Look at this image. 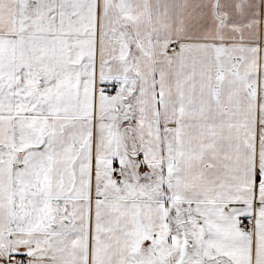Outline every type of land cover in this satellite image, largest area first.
<instances>
[{
  "label": "snow or ice",
  "instance_id": "1",
  "mask_svg": "<svg viewBox=\"0 0 264 264\" xmlns=\"http://www.w3.org/2000/svg\"><path fill=\"white\" fill-rule=\"evenodd\" d=\"M0 264H264V0H0Z\"/></svg>",
  "mask_w": 264,
  "mask_h": 264
}]
</instances>
